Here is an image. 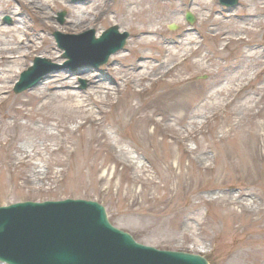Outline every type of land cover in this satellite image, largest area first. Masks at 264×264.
Segmentation results:
<instances>
[{"label": "rangeland", "instance_id": "rangeland-1", "mask_svg": "<svg viewBox=\"0 0 264 264\" xmlns=\"http://www.w3.org/2000/svg\"><path fill=\"white\" fill-rule=\"evenodd\" d=\"M46 1L50 8L39 0H0V7L9 4L21 10L29 40L35 42L41 35L60 57L55 59V54L29 45L19 62L20 75L36 57L61 67L68 61L55 42V32L80 35L94 30L100 37L117 26L130 37L123 50L97 69L87 61L76 62L74 68L52 72L18 95L13 90L20 75L6 84L11 98L0 101V121L6 113L11 118L0 134V158L5 164L0 169V206L91 200L105 206L110 223L141 245L200 255L209 264H264V138L246 137L238 146L231 131L263 121L258 113L264 108V72L258 71L250 81L249 75L250 66L264 67V41L260 40L264 39V18L252 28L260 32L256 41L231 42L236 33L252 26L253 19L241 17L244 9L254 7L251 0H239L230 8L219 0L146 1L161 32L154 36L159 47L144 51L153 57L145 64L151 78L144 84L138 82V65L143 64L144 54L132 50L137 46L134 41L140 20L135 11L142 8V0H87L83 4L58 0L56 6L52 0ZM39 4L48 11L42 17L43 27ZM82 10L90 12L83 15ZM61 13H65L63 24L59 22ZM187 13L194 16V24L186 21ZM8 17L12 20L0 15V25L15 24L14 18L10 25L5 24ZM79 19L84 21L79 28L65 29ZM172 25L177 30L170 31ZM8 36L18 37L15 33ZM189 36L195 38L193 51L180 59L173 75L165 76L164 69L171 66H160L166 61V51L175 43L183 51ZM255 47L261 56L257 59L237 54ZM118 54L127 60L118 59ZM204 56L214 64L199 62ZM90 74L120 88L110 97L104 93L96 96L100 104L85 115L52 96L42 102L30 96L46 91L44 85L51 75L69 78L78 93H92ZM232 79L234 84L244 85L239 96L210 100L214 90ZM82 82L86 83L84 89ZM247 100L257 107L244 110ZM90 116L94 119H85ZM14 121L28 123L31 130L13 128ZM25 140L37 147L31 152L34 165L25 160L12 162L20 155L14 146Z\"/></svg>", "mask_w": 264, "mask_h": 264}, {"label": "water", "instance_id": "water-1", "mask_svg": "<svg viewBox=\"0 0 264 264\" xmlns=\"http://www.w3.org/2000/svg\"><path fill=\"white\" fill-rule=\"evenodd\" d=\"M84 3L86 0H72ZM226 7L239 0H219ZM65 13L59 21L64 23ZM193 24L194 18L187 15ZM171 31L176 30L170 27ZM59 48L65 57L73 58L72 45L80 43L82 51L91 56L93 68L107 64L110 57L122 50L129 38L118 27L108 29L101 38L95 31L80 36H65L55 32ZM72 60L66 66L70 65ZM63 67L49 60L36 58L16 84L15 94L34 88L43 77ZM82 88L86 83L82 82ZM1 264H209L200 255L159 251L141 245L128 233L115 228L101 204L86 200L58 202H25L0 207Z\"/></svg>", "mask_w": 264, "mask_h": 264}, {"label": "bare ground", "instance_id": "bare-ground-1", "mask_svg": "<svg viewBox=\"0 0 264 264\" xmlns=\"http://www.w3.org/2000/svg\"><path fill=\"white\" fill-rule=\"evenodd\" d=\"M1 1L8 3V2H11L12 0H1ZM52 1L54 3L53 5L56 6L57 5L56 2L58 0H52ZM146 1L148 0L140 1V5L142 6V8H138L137 12L135 11V13L138 15L140 20L138 22L139 26L136 28L137 29L136 39H135L136 41H134L136 42L137 46H134L132 48V50H134L135 52L137 51V52H141L144 54V56L141 57L140 59V62H142L143 64L138 65V69L141 71V73L139 74L140 79L138 80L140 84H144L146 81L150 80L151 78L150 77L151 75L147 74L145 71L146 69L145 64L147 63V61L153 60V57L146 55L144 51H146L152 46L159 47L158 41L157 39L154 38V36L160 34L161 32V30L156 27L154 23V18H152L150 15V9H148L149 7L148 8L146 7ZM39 2L41 3V5L43 3L47 4L48 8H50L46 0H39ZM251 2L254 4V7L252 8L249 7L247 9H244V15L242 14L240 15H242L241 16L242 19L244 18H247L248 20L253 19L252 26L249 25L248 29L244 31L242 30L239 33H236V37L234 39L228 38V39H232L231 41L232 43L235 42L239 44L242 41L254 42L260 36V32L252 28L253 26L259 24L260 19L264 18V0H251ZM41 5L39 4L38 11H39V16H40L39 22L43 27V24L45 23L43 16L47 15L48 11L47 9H44V7ZM9 6L10 5L8 4L3 7H0V15L6 14L8 16H11L12 21H13V18L15 19V24L11 25L10 27L0 25V101L1 102L10 101L11 97L7 95L8 85L6 84L11 83L12 82L11 79H15L20 75L21 69L19 68V62L22 58H24L23 56L25 54V50L28 49L29 45L35 47L36 51H43L44 53H48L50 55L55 54L54 52L56 51L53 47H51L45 42L46 40L41 35H39L38 37L36 36L35 42L29 40V38H27L25 26L23 25V18L21 19L22 17L21 10L17 8H10ZM155 6L157 7V9L162 8L161 6L157 4H155ZM88 12L90 11L82 10L83 15L89 14ZM73 16L76 17L78 15L74 13ZM214 21L217 22L218 24L220 23L218 20H214ZM83 23L84 21L81 19H79L76 22H69V25H68L69 28L65 27V29L67 31L76 30ZM21 24H22V28L19 26ZM147 24H149V26H147ZM152 25L153 27H151ZM12 33L17 34L18 37L12 38L8 36ZM262 37H264V33L262 34ZM260 40L264 41V39H260ZM37 41H40V42H37ZM184 42H185L186 49H184L183 51L181 50L179 51L178 49H176L180 46V43L173 44L175 47H170L169 50L166 51V56H165L166 61L161 62L160 66L163 67L167 63H170L169 65L171 66L167 65L168 67L164 69L165 76H168L170 74L173 75L174 74L173 71L179 68L180 64L182 63V60L180 59L181 58L185 59L186 55H188V53L193 51L191 44L195 43V38L189 36ZM56 54L53 57L55 59L60 58L56 56ZM237 54L239 57L247 58L248 60H250L252 57H256V59L261 57L258 54L257 47L252 48L251 50H248L245 53H242V55H241V52L239 51L237 52ZM118 55H119L117 56L118 59L122 61H126L128 58L127 56H123L122 54H118ZM199 62H203L205 65L214 64V63L212 64L211 60L208 59L206 56L202 57ZM241 63L244 64V61H241ZM250 67H252V69L249 75V81L251 80V77L255 75L258 71L264 72V67L259 68L260 67L259 64H256V66L252 65ZM248 68L249 67H246V69ZM206 69L207 68L204 67V70ZM89 77H91V80H90L91 88L90 89L92 90V93L91 92L78 93L71 88V83L69 82V78L62 79L59 75H51L47 78V82L44 85V87L46 88V91L39 90L37 96H33V95H30V96H32V99L35 98L41 102L52 96L55 99H57L58 102L67 104L70 110H76V111H79L80 115H85L86 113H89L91 111L92 106H98L100 104L96 96L104 93L106 97H110L112 94L118 93L119 88H120L118 85H113V83L107 82L106 79L98 75L92 76L90 74L88 75V78ZM234 83H235L234 79H232V81L227 80V82L223 83L216 90H214V92L209 97L210 100H214L216 98L218 99L219 97H222V96L228 97L230 94H236V97L238 94L239 96L241 92H243L244 90V85L240 83L239 85L234 84ZM19 100L20 99H17V101ZM231 103L233 104V102H228V104H231ZM250 104L251 102L247 100V102L244 105V110L251 111L253 108L257 107V104L253 106ZM214 105L218 106L219 104L218 102H216ZM102 112L103 111L101 110L100 114ZM258 114H260L261 119H263L262 122L255 121V123L253 124L251 123L249 126L245 128L238 127L234 130H231L234 132V135L237 137L238 146H240V144L245 143L246 137L248 138L253 137L256 140L259 139V141L260 139L263 140L264 138V108L262 111H259ZM203 115L204 114L201 113V116ZM10 118H11V115H9L8 113H6L4 116L1 117L0 134L3 133L2 131L5 127L6 121ZM85 119L93 120L94 117L90 116V117H86ZM82 127H83V124H80L78 126L79 129ZM13 128L26 130V131L31 130V127L29 126L28 123L24 125H20L19 123L15 121H14ZM14 148H15L16 153L20 155L14 156V158H12V162L15 161L18 163V162H22L23 160H25L27 164L34 165L31 162V156H32L31 152L37 149L36 145L25 140L24 142H21V144H19L18 146L16 147L14 146ZM0 169H3V170L5 169L4 161L1 158H0ZM35 169H38V167L36 166ZM38 175L40 176V171L37 172V176ZM73 200H76V199H73Z\"/></svg>", "mask_w": 264, "mask_h": 264}]
</instances>
